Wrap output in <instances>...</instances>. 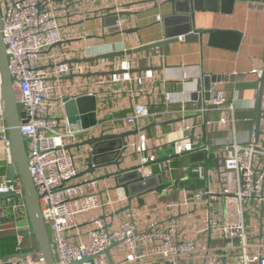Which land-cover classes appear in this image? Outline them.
Segmentation results:
<instances>
[{
    "label": "built area",
    "instance_id": "built-area-1",
    "mask_svg": "<svg viewBox=\"0 0 264 264\" xmlns=\"http://www.w3.org/2000/svg\"><path fill=\"white\" fill-rule=\"evenodd\" d=\"M77 1L0 0L7 65L19 111L24 115L20 132L26 140L28 170L39 197L55 264H110L103 253L113 243L115 246L109 252L112 264H264V211L262 237L257 238L259 213L264 205V140H260L261 136L256 139L254 125L246 140H240L235 109L222 91L216 88L205 91L200 86L191 96L160 93L150 84L154 80L150 69H145L139 76L132 73L139 69L133 56L68 65L62 62L73 60L65 58L64 54L61 61L50 53L45 55L67 40L61 28L62 21L72 16L71 9ZM123 23L118 17L112 27L120 32ZM182 39L183 36L178 38ZM109 53L112 52L97 56ZM109 72L114 74L109 75V81L98 79L93 96L100 107L110 100L116 86L130 84L132 89L125 87L132 102L130 113L115 119L108 110L104 113L105 118L97 117L96 124L89 129L71 125L63 107V98L68 96L57 93L59 85L56 82L69 75ZM253 72L261 74L259 70ZM1 91L0 75V149L8 165L11 163L10 143L3 119ZM117 91L119 93L120 89ZM144 94L152 97L154 106L177 107L180 114L174 118L180 119L174 121H182L178 130L180 137L164 150L166 156L163 160L160 159L162 148H157L144 130L150 123L158 126L167 111L152 112L146 105L135 103L137 96ZM188 105H194V108L188 110ZM211 112L218 113L217 119L208 117ZM128 131H136L137 140H132L133 136L125 140L118 157L120 165L123 161H130L132 164L128 169L136 171L142 181L152 177L159 180L158 188L133 199L148 194L162 198L173 194L176 182L171 181L170 161L174 157H190L200 152L205 160L210 150H216L214 159L219 166L216 170L219 190L210 184L213 176L210 169L200 165L195 172L207 185L195 189L190 197L186 193L179 200L167 201L161 210L151 203L143 210L133 209L132 199L130 211L114 215L127 207L128 196L123 190L111 198L107 190L100 189L99 182L107 177H118V169L114 166L102 168L90 174L91 177L83 178L85 174L79 169L80 166L87 169L89 147L65 148L93 136L119 135ZM219 131L227 136L216 138ZM112 167L114 170L111 171ZM164 181H170L171 186H166ZM6 192L21 195L19 181L9 182L6 177H1L0 193ZM177 193L180 195L179 191ZM254 201L259 203L255 210L257 225L247 231L244 203ZM117 204H126V207L116 209ZM187 206L193 207L198 221L201 211L206 212L203 225L190 237L185 235L186 227L178 220L185 214L182 211ZM97 211L99 214L93 219L79 220ZM166 211L169 214L160 215ZM15 215L25 223L10 229L16 245L11 254L0 260L1 264H45L36 259L35 247L22 242L23 237L31 236L23 202H15L14 198L0 202V221L15 220ZM2 232L5 231L0 230V234ZM198 259L201 262L198 263Z\"/></svg>",
    "mask_w": 264,
    "mask_h": 264
},
{
    "label": "crops",
    "instance_id": "crops-1",
    "mask_svg": "<svg viewBox=\"0 0 264 264\" xmlns=\"http://www.w3.org/2000/svg\"><path fill=\"white\" fill-rule=\"evenodd\" d=\"M164 2L165 0H78L71 9L74 12L72 16L62 21L61 28L67 36V40L61 46H56L52 51L46 52L45 55L49 53L55 55L58 61L62 60V54L69 60H83L101 53L126 51V49L139 48L160 41L164 34L161 20L170 13L169 5ZM219 6L218 11L212 12L203 9L193 13L191 22L193 31L200 32L197 41L185 43L182 39L176 43L162 46L160 49L146 50L143 53L132 55L139 64V69H135L132 73L139 76L145 69H150L154 74V80L150 83L153 90H158L160 93L171 92L188 96L193 95L198 87L203 86L202 82L205 76L221 77L220 81L211 83L210 88H216L227 96L228 103L232 104L236 112L238 138L246 140L252 125L255 126L257 114L254 109L258 99L257 93L261 77L253 71L259 70L262 73L264 70V4L256 0H233L230 6ZM107 9H113V13H123L120 16L124 22L122 31L136 30V32L120 35L112 26L104 27L102 17L107 15ZM98 79L109 81L108 77L79 78L72 81L62 78L56 82L59 85L57 93L68 97L94 95L97 91ZM125 87L133 88L130 84L125 86L121 84L114 88L113 95L108 102L100 107L97 102L96 116L98 119L105 118L104 113L108 110L112 112L115 119H121L130 113L132 102L125 92ZM118 89H120L119 93ZM137 97L135 103L146 105L152 112L167 111V113H163L158 126L150 123L144 132L154 140L157 148H162L161 152L168 150L169 144L180 137L178 130L182 121L173 123L174 120H180L174 119L180 116L177 112L178 108L154 106L153 99L148 94ZM193 108L194 105H188V110ZM262 110L264 111V96ZM208 117L217 119L218 113L211 112ZM260 129L264 133V117L261 119ZM226 136L227 133L219 131L215 137L223 139ZM260 136V140H264V135ZM131 139L135 141L137 136H133ZM215 151L210 150L207 154L208 157L197 164H189L188 155L174 157L169 165L171 181L172 183L176 182L175 192L163 198L153 194L142 195L141 198L136 197L132 200L133 209L143 210L151 203L161 210L162 205H165L167 201L179 200L186 193L190 197L195 189L205 188L207 184L204 180H200L195 172V169L200 165L212 171L213 182L211 183L210 178V184L218 191ZM165 156V154L164 156L160 154V159H165ZM131 164L130 161H123L120 167L128 168ZM5 165L4 154L0 149V167H5ZM113 168L111 171L114 170ZM79 170H81V174L86 171L81 166ZM91 176L85 174L82 177ZM1 177H5V175L0 173ZM164 184L171 186L170 181L167 183L164 181ZM99 187L103 191L107 190L111 198L118 192H123L122 189L116 187L113 177L101 180ZM177 191L180 192V195ZM122 207H126V204L115 206L116 209ZM186 208L182 211V214H185L178 220L186 227L185 235L190 237L194 236V233L203 225L206 212L201 211L200 221H198L195 219L193 207L187 206ZM97 214L99 211L79 220H91ZM160 215L165 216V213L161 212ZM174 215L177 214L174 213ZM18 217L15 215V220L0 221V230L5 231L0 234V238L12 236L13 233L10 232V229L15 225H24L25 220L18 219ZM22 242L28 247H35L32 236L23 237ZM2 258L4 257H0V260Z\"/></svg>",
    "mask_w": 264,
    "mask_h": 264
},
{
    "label": "water",
    "instance_id": "water-1",
    "mask_svg": "<svg viewBox=\"0 0 264 264\" xmlns=\"http://www.w3.org/2000/svg\"><path fill=\"white\" fill-rule=\"evenodd\" d=\"M264 4V0H256ZM233 0H165V4L169 5L170 13L162 18L161 22L164 26L163 38L160 41L149 43L139 48L127 49L126 51L112 52L91 59L64 61L63 64L72 65L73 63H91L95 60H109L112 58H124L126 56H132L135 54L143 53L146 50L160 49L162 46L170 45L178 41L179 36H183L185 43H192L197 41L200 32H194L192 22V15L196 10L207 9L208 11H218L219 5L222 7L231 4ZM113 9H107V15L103 16V26L108 28L113 26L118 17L122 16L123 13H113ZM2 13L0 12V75L2 83V101H4V113L3 119L7 127V136L10 143V154L11 163L5 167H0V173H3L6 180L12 182L18 180L21 195H16L12 192L0 193V202H5L8 198H14L15 202L21 200L26 209L27 221L30 225V234L35 242V256L36 259L44 262L45 264H55L53 259V251L51 243L48 239L47 227L44 224L41 208L39 207V197L34 189L32 176L28 170V154L26 153V140L21 135L20 127L23 119V112L19 111L18 101L16 99V91L13 87L12 77L10 76L7 61V48L5 47L2 37ZM136 30L120 31L117 34L126 35L134 33ZM61 46V44L57 45ZM120 74L121 72H116ZM115 73V74H116ZM109 73H91L90 75H74L64 77V80L74 79H90L91 77H109ZM259 79L258 87V99L255 105V112L257 114L255 119V137L258 139L262 134L260 129V123L262 117H264V111L262 110L263 103V88H264V70L262 71ZM221 77L205 76L203 79V88L205 91L210 89L211 83L220 81ZM208 97V95H206ZM64 113L67 117L68 122L76 126L78 129H89L97 122L96 109H97V98L93 95H81L75 96L74 98L65 97L63 98ZM179 122V121H178ZM176 123V121H173ZM138 133L136 131H128L127 133L115 135H99L93 136L82 143L75 144V146L66 147L65 150L70 148L86 146L90 149V162L87 164V169L83 174H94L95 171L102 168L114 166L118 169L117 176L114 181L116 187L124 190L128 196L127 207L116 211L114 215H117L124 211H130V201L135 197L143 193H147L152 189H156L159 186V180L157 177L148 178L142 181L136 171L128 168H121L118 160L120 149L131 136H135ZM204 160L203 152L192 154L189 157V164L200 163ZM217 160L215 161L216 170L218 171L219 166ZM264 211V205L261 206L259 213L260 223L258 239L262 236V216ZM112 216H109L111 218ZM115 244L105 250L104 256L108 259L109 263L112 264L109 252L113 249ZM224 259V258H223Z\"/></svg>",
    "mask_w": 264,
    "mask_h": 264
},
{
    "label": "rangeland",
    "instance_id": "rangeland-1",
    "mask_svg": "<svg viewBox=\"0 0 264 264\" xmlns=\"http://www.w3.org/2000/svg\"><path fill=\"white\" fill-rule=\"evenodd\" d=\"M160 154H162L164 156L165 151L161 152ZM212 182H213V177L211 176V183ZM115 197H116V194L112 198H115ZM244 204H245L244 219H246V229H247V231H250L251 227H255L257 225V221H255V219H256L255 210L258 208L259 203L257 201H254V202H250V203L245 202ZM116 206H118V204ZM167 214H169V212L166 211L165 215H167ZM220 244H221V242L217 245L220 246ZM212 255H214V253H212ZM197 261L199 263V262H201V259H198Z\"/></svg>",
    "mask_w": 264,
    "mask_h": 264
},
{
    "label": "trees",
    "instance_id": "trees-1",
    "mask_svg": "<svg viewBox=\"0 0 264 264\" xmlns=\"http://www.w3.org/2000/svg\"><path fill=\"white\" fill-rule=\"evenodd\" d=\"M15 245V236L13 235L0 238V257H7V255L11 254Z\"/></svg>",
    "mask_w": 264,
    "mask_h": 264
}]
</instances>
